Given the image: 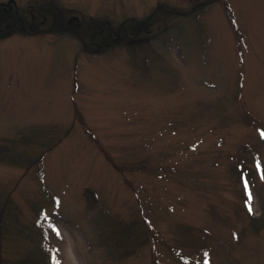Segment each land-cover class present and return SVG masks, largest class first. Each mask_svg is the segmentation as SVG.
<instances>
[{
  "label": "rangeland",
  "instance_id": "374dc122",
  "mask_svg": "<svg viewBox=\"0 0 264 264\" xmlns=\"http://www.w3.org/2000/svg\"><path fill=\"white\" fill-rule=\"evenodd\" d=\"M2 6L0 264H264V0Z\"/></svg>",
  "mask_w": 264,
  "mask_h": 264
},
{
  "label": "trees",
  "instance_id": "16d2710c",
  "mask_svg": "<svg viewBox=\"0 0 264 264\" xmlns=\"http://www.w3.org/2000/svg\"><path fill=\"white\" fill-rule=\"evenodd\" d=\"M40 9L42 11H44L45 15L49 14L50 18L53 20V22H52L53 25L54 24L58 25L60 23L61 17H57V16H59V14L56 15L55 11H57V10L53 5H51L50 3L43 2ZM26 23L27 22L25 21L23 16H21L20 14L15 12L13 10V8H8V7L5 8L4 6L0 7V38L12 35L18 31L19 32L23 31L24 33H36V32L43 30V29H40L37 27L34 28V26H33L34 22H32V21H30L29 25H26ZM138 23L135 25V27H133L131 29L128 26L129 24H126L123 27L120 26L122 28V33L123 34L126 33L125 38H123L124 43L134 44V43H137V42L142 40V37L137 36V33L135 31L136 28L138 27ZM107 25H108L107 26V32L108 33H112L113 31H115L113 28H111V26L109 27V24H107ZM28 26H31V28H29ZM55 26L56 25H54V27ZM105 27H106V23H105ZM48 29L49 28H47L45 31H48ZM118 32H120V31L118 30ZM118 43H119V41H111V44H109V45L118 44ZM97 50H99V49H97ZM232 167L234 168L233 170L235 173L236 172L238 174L245 173L247 176H250L249 175L250 169L245 168L244 165H242L241 163H239V164L235 163L234 165H232ZM260 219L263 221L264 217H261Z\"/></svg>",
  "mask_w": 264,
  "mask_h": 264
},
{
  "label": "snow or ice",
  "instance_id": "6c2138e0",
  "mask_svg": "<svg viewBox=\"0 0 264 264\" xmlns=\"http://www.w3.org/2000/svg\"><path fill=\"white\" fill-rule=\"evenodd\" d=\"M262 134H264V133H262ZM246 186H247V184H246ZM250 199H251V194L249 193V200ZM249 210H251L250 206H249ZM52 228L54 229L56 235L60 234V230L58 227H56L55 225H52ZM52 260H53V264H59V261L56 259V256L54 254L52 255Z\"/></svg>",
  "mask_w": 264,
  "mask_h": 264
}]
</instances>
